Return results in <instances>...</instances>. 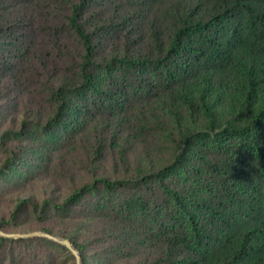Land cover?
Wrapping results in <instances>:
<instances>
[{"label": "trees", "instance_id": "trees-1", "mask_svg": "<svg viewBox=\"0 0 264 264\" xmlns=\"http://www.w3.org/2000/svg\"><path fill=\"white\" fill-rule=\"evenodd\" d=\"M20 111L0 181L35 156L32 126L97 164L40 207L111 215L55 232L82 264H264V0H0V130ZM110 152L122 177L101 176ZM29 241L69 252L0 237V264Z\"/></svg>", "mask_w": 264, "mask_h": 264}, {"label": "rangeland", "instance_id": "rangeland-1", "mask_svg": "<svg viewBox=\"0 0 264 264\" xmlns=\"http://www.w3.org/2000/svg\"><path fill=\"white\" fill-rule=\"evenodd\" d=\"M19 114L18 118L9 119L1 127L0 167L3 159L11 155L12 148L7 142L1 145L2 134L10 130L18 131L26 126L24 113L20 111ZM31 128L34 134L28 137L29 140L22 142L23 145L29 146L30 151L33 150V153H36L35 156L28 154L25 173L22 171L11 180L0 181V227L3 223L4 232L24 234L40 231V228H49L53 232L52 235L58 236L55 232L60 229L67 231L71 225H76L82 235L85 229L80 226L78 220L86 219L88 222L95 221V223L111 220V215L106 209L96 210L94 205H90L82 212L76 211L70 216L56 213L53 208L45 209V214L41 212L40 207L45 200L49 199L55 204H61L73 191L88 182L91 171L97 164L92 165L87 160L89 150L81 138L65 140L64 132H60L59 136L53 138L43 137L39 129L33 126ZM98 168L101 170V176L113 179L122 177L123 171L116 163L115 153H104ZM23 199H31L38 205V210L25 208L17 220L10 225L6 224L11 219V215L16 212L19 200ZM14 250L18 258L15 264H75V257L71 253L52 248L45 250L33 241L16 245ZM126 261V259H115L108 260L104 264H123ZM12 263L13 261L10 260L6 264ZM100 263L99 260L93 264Z\"/></svg>", "mask_w": 264, "mask_h": 264}, {"label": "water", "instance_id": "water-1", "mask_svg": "<svg viewBox=\"0 0 264 264\" xmlns=\"http://www.w3.org/2000/svg\"><path fill=\"white\" fill-rule=\"evenodd\" d=\"M0 237H4L7 239H34V238L46 239L66 248L75 257V264H82V257L80 252L66 238L58 237L42 231L24 233V234H9V233H5L1 229H0Z\"/></svg>", "mask_w": 264, "mask_h": 264}]
</instances>
